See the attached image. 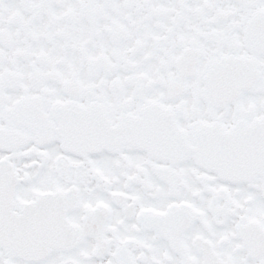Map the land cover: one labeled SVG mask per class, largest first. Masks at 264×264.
I'll return each instance as SVG.
<instances>
[{
    "label": "snow or ice",
    "instance_id": "6c2138e0",
    "mask_svg": "<svg viewBox=\"0 0 264 264\" xmlns=\"http://www.w3.org/2000/svg\"><path fill=\"white\" fill-rule=\"evenodd\" d=\"M0 264H264V0H0Z\"/></svg>",
    "mask_w": 264,
    "mask_h": 264
}]
</instances>
